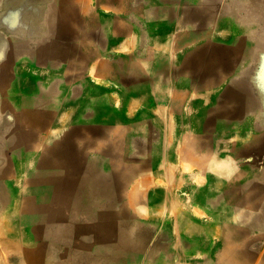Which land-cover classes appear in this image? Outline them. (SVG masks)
<instances>
[{
	"label": "rangeland",
	"instance_id": "rangeland-1",
	"mask_svg": "<svg viewBox=\"0 0 264 264\" xmlns=\"http://www.w3.org/2000/svg\"><path fill=\"white\" fill-rule=\"evenodd\" d=\"M53 1L0 0V196H3L0 200V264H29L30 255L35 250L41 251L40 255L45 263L48 261L61 262L63 252L70 256L73 254L70 253L72 251L77 253L76 242L79 240L71 231L68 232L65 239L54 240L58 229L63 228L64 225L75 226L71 215L68 222H66L67 220H52L55 231H51L47 237L43 238L32 232L34 225L29 222V215L15 216L12 214L14 213L13 209L24 202V198L31 196L29 180L39 173L37 172L38 164L48 159L49 149L53 142H55L53 144L55 147L58 145L70 147L72 154L75 155L71 158L73 162L77 163L72 164L73 174L69 175L71 180L82 177L83 172L86 171L84 165L86 160L90 164L87 166V170L93 174L108 177L106 173L110 171L114 173L113 177H116V174L123 177L116 189L114 206L116 216L112 220L115 229H112L111 239H106L112 243L104 251L106 255L111 256L112 264H127L126 262L131 256L134 264H191V261H195L196 257L202 260L201 254L192 253L186 248L189 245V237L187 235L186 237L185 234L178 236L182 242L180 245L179 240V248L173 247L174 238L168 230L159 235L148 236V233L145 234L148 227L144 215L149 199H158V193L169 188L166 195L171 198V201H177L182 210L195 214H197L196 209L201 211L204 216L199 218L200 222L211 221L220 225V221H222L221 218L212 217L218 213L217 210L213 211L210 207L202 206L198 202L199 198L206 196L204 192L206 190H199L207 184L200 169L190 173V168L184 166L181 173L166 174L165 164H163L164 172L160 175L153 174L151 169L154 157L152 156L161 151L173 153L176 149H183L189 140L195 143V148L201 149L202 146L199 145L201 142L209 141L212 136L214 140L223 136L225 147L221 152L215 153L210 149L208 153H204H211L217 157L229 150L231 158L233 156L234 162L239 164L238 159H240L241 151L254 147L255 144L260 143V140L264 141V0H165L167 8H171L173 11L181 9L183 20H188L189 13L192 11V21L197 22L199 30H207L203 37L210 40L212 34L215 36L209 42L198 43V50L204 58L205 50L209 49V43L213 42L212 60L209 54L208 59L210 60L205 63L199 59L198 73L200 75L196 85L198 87L193 89L196 84L193 80L191 89L187 87L192 91L191 95L188 94L190 101L186 102L187 108L178 114L179 117L173 119L175 127L173 138L175 140L169 143L156 142L154 141L155 137L152 138L154 132L150 130L148 132L144 126L137 127L143 118H136L138 120L132 126L137 127L136 131L150 135L149 141L144 136L136 134L134 137L140 141H111L110 137L119 128L101 126L99 133L105 140L90 143L83 140L84 132H87L86 128L72 125L83 120V116L73 114L67 119L66 111L53 108L56 102L67 101L68 97L71 100L78 97L77 93L73 94L72 91L69 93L67 83L64 86L66 93L62 94V78H55L52 81V71L45 69L47 55L40 56L42 43L45 41L53 43V39L58 37L56 35L57 23L49 16ZM137 1L139 2V0ZM143 2L144 4L135 2L134 5L154 6V0H143ZM92 4L95 5V0H92ZM137 10H139L138 7ZM140 15H142L141 12ZM135 17L137 19L134 21L138 26L143 29L149 28L145 19L139 15H135ZM218 18H220L219 22L222 23V28L215 31V21L213 20ZM219 35L223 37H219ZM176 42L177 40H175ZM60 46L49 47H52L53 52L59 56ZM172 47L174 48L173 45ZM149 48L151 49V46L144 49L149 51ZM183 49L184 47H181V50ZM51 58L50 55V65H52ZM32 59L34 62L31 61ZM211 63L221 70H215L213 74L211 72L207 75L208 77L204 76L201 69ZM54 65H57L56 62ZM62 66H67V62L65 65L59 63L56 70L61 72ZM70 82L73 81L70 79ZM236 88L240 90L241 97L256 102L255 109L231 113L229 115L231 118H229L227 112H224L223 106L225 101L230 98L232 89ZM196 90L197 94L193 93ZM211 93H213V97H211ZM111 95L116 94L111 93ZM111 95L106 94V91L103 90L100 94L101 103H108V98ZM235 105L234 100L230 99L228 107L231 112H234ZM96 108L102 109L98 115H95L96 117L101 116V118L108 119L113 116L111 117L113 120H115L114 118L119 119V122L125 120V111L119 110V115L116 117L113 110L102 106ZM91 116L94 117V115ZM67 121L71 123V126L69 130H66L65 135L67 136L64 138L65 135L62 134L61 128ZM84 121L82 122L84 123ZM258 121H261L262 124ZM254 123H257V127ZM54 132L58 134L53 142H49L48 137ZM90 132L93 131L90 130ZM150 143L154 144L153 149ZM94 144L96 147L93 148ZM213 144L211 143V145ZM106 147L111 148L113 153H116V157L106 159L102 163L98 161V158ZM52 160L55 161L54 158ZM169 160L173 162L172 159ZM130 165V168L134 169L132 173L126 168ZM143 176L147 179L148 186L141 185ZM161 180L166 183L164 181V183H160ZM133 184L136 189L133 202L127 203L128 198H132L129 197V188ZM166 184L168 187L165 186ZM208 186H212L209 181ZM75 190L71 189L70 192L73 193ZM77 211L83 213L85 209L79 208ZM44 217H41L43 220L39 219L40 225L46 224ZM180 224L185 226L187 223L182 221ZM93 233L95 236L90 238L89 242L91 243L86 246V249L98 246L95 240L100 235L98 232ZM103 233L109 234L108 229ZM128 236H131L130 241L127 239ZM147 236L148 238H146ZM156 238L164 242V249L163 246H154ZM84 242L87 243L88 240L85 239ZM129 244L137 249L128 251L126 246ZM144 246L145 249H143ZM164 250L170 252L169 257L164 255ZM50 251L55 253L54 259L48 258ZM144 251L146 253L143 254ZM176 251L180 254L177 258L174 254ZM149 253H151V259H149ZM213 262L212 256L201 261L202 264H214Z\"/></svg>",
	"mask_w": 264,
	"mask_h": 264
},
{
	"label": "crops",
	"instance_id": "crops-1",
	"mask_svg": "<svg viewBox=\"0 0 264 264\" xmlns=\"http://www.w3.org/2000/svg\"><path fill=\"white\" fill-rule=\"evenodd\" d=\"M135 2L144 4L143 0H139V2L137 0H95L94 6L92 0H54L52 5L50 4L52 8L49 11V16L55 19V23H57L56 35L58 37L53 39V43L49 41L42 43L40 56L47 55L45 69L52 71V81L55 78H62V94L66 93L64 86L67 83L69 93L72 91L73 94L77 93L76 95H78L77 98L72 100L68 97L67 101L56 102L53 108L66 111L65 117L67 119L73 114L83 116V120L72 125L86 128L87 132H84L83 140L90 143L105 140L99 133L101 126L119 128L110 137V140L115 142L124 140L128 142L140 141V139L134 137L135 134L144 136L149 141L150 135L135 130L141 126H144L148 132L149 130L154 132L152 138L155 137L154 141L156 142L161 141L163 143L166 141L165 143H169L175 140L173 138L175 130L173 119H177L178 114L187 108L186 102L190 101L188 94H192V91L188 90L187 87L191 89V81L193 80L196 83L194 90L198 87L196 86L200 75L197 65L198 43L202 44L212 40L203 37L207 30H199L197 22L192 21V11L189 13L188 20H183L181 9L177 11L174 9L173 11V9L167 8L165 0H154V6L152 7L135 6ZM137 7L139 10H137ZM140 12L142 15H140ZM135 15L145 19L149 28L143 29V27L138 26L134 21L137 19ZM175 40H177V45ZM54 45H61L59 56L53 52L52 47H49ZM209 45V51L208 49L205 50V57H200L202 63L210 60L208 54L210 58L212 57V42ZM148 46H151V49L149 48V51H146L144 48ZM181 47H184V49L181 50ZM50 55L52 65H50ZM31 61L34 62L33 59ZM55 62L56 66L54 65ZM66 62L67 66H62L61 72L56 70L59 63L65 65ZM203 69L204 67L201 71ZM70 79L73 81L72 83ZM103 90L106 91V94H116L109 96L108 103L105 104L101 103L102 98H100ZM193 93L197 94V90ZM211 97H213V93H211ZM98 106L113 110L117 115L116 117L119 115V110L125 111V120L119 122V119L116 120L117 118L113 120L111 118L113 116L108 119L101 118V116L96 117L95 115L102 111V109L96 108ZM91 115H94V117ZM136 118H143V120L134 128L132 125L138 120ZM66 126L67 129H65ZM70 126L69 121L62 125L61 132L63 135L66 134V130H69ZM90 130L93 132H90ZM66 136L63 137L66 138ZM212 140L213 136L205 143ZM259 142L254 147L240 152L239 164L234 162L233 156L231 158L229 150H227V153L217 156L229 159V164L225 169H222L224 173H227L226 179L228 180L227 185L221 186L222 192H225L226 196L229 195L228 198L231 202L238 204L231 215L225 217L224 220L222 219L223 223L226 220L227 223H231V227L238 226V229L241 230L234 238L236 248L234 252L238 258V264H264V210L261 211L262 209L259 208L260 202L264 200V162L257 157L256 151L258 149L256 148L262 144L261 140ZM54 143H51V148L55 147L53 146ZM188 143L193 146L189 150L193 148L196 158L215 159L214 154H207L210 150L209 147L203 145L198 151L195 148V143L191 140ZM57 147H62L71 152L68 146L58 145ZM94 147H96L95 144ZM108 149L111 150V148L104 149L100 158L102 156L105 160L109 159ZM189 150H187L186 143L185 148L176 149L173 153H166L167 161L165 159L163 164L167 162L171 168L169 173L174 172L176 174L181 173L184 166L190 168V173L200 169L205 178H208L206 179L207 184L199 191L213 190L215 186L210 175L190 161L188 158ZM204 150L207 153H204ZM155 154L152 157H155ZM61 158L63 161L66 160L64 156ZM100 158H98V161H100ZM169 159H172L173 162H170ZM176 160L182 162L180 167H177ZM87 162L89 164V161ZM154 162L155 159H153L152 173L155 170ZM130 167L127 166V170L130 169L131 173L134 172V169ZM65 172L66 174L72 173L71 170ZM85 172H83L84 175ZM160 173L162 172L160 171ZM86 174H89L86 177L90 182H94L95 178L101 179V175L93 174L89 170ZM153 174L160 175L157 172ZM111 176H115L114 173H111ZM76 180L66 181V183L53 182L52 186H62L67 190L82 188L79 186L81 181L76 182ZM208 181L212 186H208ZM84 185L86 187L85 181ZM134 189L133 184L129 188V197H133ZM196 191H198L197 188ZM71 200H74V198L72 197ZM130 202H133V198H128L127 203ZM222 206H227V204L222 203ZM236 210L237 212H235ZM69 216L65 213L64 217L66 218L62 220H69ZM238 221L240 222L238 223ZM212 233L214 232L209 234V244L201 250L197 248L198 241L196 237L187 235L189 245L186 248L192 253L201 254L202 260L212 256L214 264H224L219 260L222 259L223 251L221 240L216 239V236ZM101 238L105 239L103 241L104 245H100L102 247L97 246L86 249V247L77 246V253L72 251L70 252L73 253L71 256L66 254L65 263L68 257L71 258L74 255L71 259L79 264H112L111 256L104 253L109 248V244L112 243V241L106 240L111 239V236L105 235ZM179 240L181 241L180 238ZM179 246L176 247L179 248ZM131 249L135 248L127 250L130 251ZM144 253L146 252L144 251ZM174 254L177 258L179 252L176 251ZM84 255L92 257L93 261L85 262ZM150 255L151 253H149V258ZM202 260L196 257L195 261H191V264H202ZM133 261L131 256L126 263L134 264Z\"/></svg>",
	"mask_w": 264,
	"mask_h": 264
},
{
	"label": "bare ground",
	"instance_id": "bare-ground-1",
	"mask_svg": "<svg viewBox=\"0 0 264 264\" xmlns=\"http://www.w3.org/2000/svg\"><path fill=\"white\" fill-rule=\"evenodd\" d=\"M212 19H215V18H212ZM219 19L220 18H218L217 20H213V21H215V31L217 29L222 28V23L219 22L220 21ZM211 28H212V26H211ZM221 35H219V37H223ZM213 37H215V36H213V34H212V37H210V40L213 39ZM215 52H217V51H215ZM200 54H202V53H200V50H198L197 65L199 63L200 57H202ZM242 60H243V58H242ZM216 67H218V66L213 65V63H211L210 65L206 64L204 66V69H203V75L205 76V74H206V76H207L211 72L213 74V71H215V70H221V68H216ZM239 91L240 90L237 88L235 90L232 89V94H231L230 98L225 101V105L223 106L225 111L224 110L223 111L227 112L226 114L228 117L231 113H240L242 110L247 111L250 109H255V103L256 102L253 100H249L246 97H241L239 94ZM230 99L234 100V103H236V105L234 106V112H231V109L228 107V104L230 103ZM223 108H221V109H223ZM229 118H231V117H229ZM259 120H261V119H259ZM258 122L260 124H262L261 121H258ZM254 125L257 127V123H254ZM57 134H58L57 132H54L52 135H49L48 141L53 142V140ZM224 141H225V138L223 136H219V139H217V140L213 139L212 141H210L208 143L201 142L199 145H201V146L204 145V147H209L215 153H219L225 147ZM211 143H214V144L211 145ZM150 145L153 149L154 144L152 145L150 143ZM0 146H1V143H0ZM10 146L11 145H9V147ZM191 147H193V146H191V143H187V150H189ZM106 148H109V147H106ZM256 149H258V151H256L258 159L261 160L262 162H264V141H262L261 146L257 147ZM15 151L17 152V149ZM115 154L113 153L112 149L111 150L108 149L109 159L115 158L116 157ZM62 156H64L66 158V160L63 161V159L61 158ZM72 157H73V154L71 152H69L68 150L63 149L62 147L56 146L54 148H50L48 159H46V160H44L38 164V171L37 172H39V173L36 174L37 176L35 175V176L31 177L29 180V182L31 183V187H29V190H31V196L24 198L23 199L24 202H21L18 206H16L13 209L14 213H12V214L15 216H17V215L18 216L29 215L30 216L29 222L33 223V225H34L32 227V232L35 235H39V236L44 238V237H47V235H49V233L51 231H55L53 228L52 220L57 219V220L61 221L64 218L65 213H67L68 215H71V219L73 221H75L74 222L75 226L69 227L68 225H64L63 228L58 229V231L56 232V235H55L56 237L54 238V240L55 239L58 240L60 238L65 239V237H67L68 232L71 231L74 234L75 238H77V240H79L76 242L77 246L82 245V247H86L88 244L91 243V242H89L90 238H93L95 236V234L93 232H95V233L98 232V235H100V237L97 236L95 242L98 244L99 247H102L100 245H104L103 241H105L104 239L101 238V236L102 237L105 236V234L103 232H107V229H108V232L111 234L112 229L113 230L115 229V227H113L114 225H112V222H113L112 220L116 216V213L114 211L115 196L117 193L116 189H118V187H119L118 184L121 182V179L123 177H121V175H117V178L116 177L114 178L113 176H111V173L109 171L106 173L109 178L107 176L104 177L103 175H101V179L95 178L94 182H90L87 178L89 176V174H86V172L88 171L87 166H89L90 164H88V162L86 161L87 163L85 164V168H86L85 175L83 174L80 179L78 178L76 180V182L81 181L79 183V186H81L82 188L76 189L75 192L72 193V192H70V190H71L70 188H69L70 190H67L66 188H63L62 186L53 187L52 186L53 182L54 183H60V182L66 183V181L67 182L71 181L72 178L71 179L69 178L70 174H66L65 171L72 170L73 169L72 164H77V163L72 161V159H71ZM52 158H54L56 162L53 161ZM188 158L190 159V161H192V163L194 165L199 166V168H201L205 173L210 175L211 180L215 186L213 188V190H211V192L210 191L205 192V194H206L205 197H201L198 199V202H200L199 204H201L202 206H206V207L208 206L211 209H213V211L217 210L218 213L214 214V218H217V219L221 218L224 220V218L231 215L232 212L234 211L235 207L238 206V204H236L235 202H233V201L231 202L230 198H228L229 195L226 196V193L222 192V189H221L222 185H224V184L227 185V183H228V180L226 179L227 173H224L222 171V169H225V167L229 164V159L227 157L223 158L222 156L221 157H215V159H212V158H209V159L201 158V159H199V158H196V156L193 152V148L188 151ZM154 159H155V162H154L155 163V170L153 173L157 172L158 174H160V171L164 172L162 166H163L165 159L167 160L166 152L164 153V151H161L160 153H158L157 156L155 155ZM178 159H179V157H178ZM100 161L103 163V161H105V159L101 156ZM176 163H177V167L181 166V163L179 161L176 160ZM166 164H167V162L165 163V171L167 174L171 171V168L168 164L167 165ZM128 170H130V169H128ZM247 172H248V170H247ZM134 175H135V173H134ZM84 176H85V178H84ZM84 181H85L86 187L84 185ZM163 181L164 180H161L160 183ZM141 185H143V186L147 185L148 186V182H147L146 178H143L141 180ZM135 190L136 189H134V191ZM169 190H170V188L167 189L166 191L161 190L158 193V196H159L158 199H149L148 206L145 208V215H144V218L146 220L147 227H148V230H145V234L148 233V236L152 235V234H158L159 235V234H163L164 231L168 230V232L171 233L173 238H174V240L172 242V244L174 243V245H173L174 248L176 246H179V244H178L179 234L189 235V237L190 236L196 237V240L198 241L197 248L199 250H201L204 248V246H207L209 244V242H210L209 234L211 232H214L212 234H214L216 236V239L219 238V240H221L220 243H221L222 250H223L222 251V259L220 258L219 260L224 264H238L239 261L235 255V252H234V250L236 249L235 243H234V238L236 237L235 235H237L241 231L240 228L238 229V226L237 227H234V226L231 227V225H230L231 223L230 224H229V222L227 223L226 220L224 223L222 221H220V225L217 222L212 223L211 221L200 222L199 218L204 216L201 213V211L196 209L197 214H195L194 212H190V211L186 212L185 210H182L181 206H179L177 201H175V200L171 201V198H169L166 195ZM134 191L132 193L133 195L135 194ZM66 196H67V198H66ZM2 197L0 196V200H2ZM72 197L74 198V200H71ZM173 199H175V198H173ZM222 203L227 204V206L223 207ZM79 208H83V209H85V211H83V213H80L82 211H80V212L77 211V209H79ZM259 208L262 209V211L264 210L263 209L264 208V200L260 202ZM235 212H237V210ZM212 215H213V213H212ZM43 216H45L44 218H45L46 224L40 225L39 219L43 220V218H41ZM237 217L239 218L240 216H237ZM182 221H184L187 224H185V226H182L180 224ZM66 222H68V220ZM239 222L240 221H238V223ZM241 224H243V223L241 222ZM58 233H60V234H58ZM106 234L110 236V234H108V233H106ZM148 236L146 238H148ZM85 239L88 240L87 243L84 242ZM127 239H128V241H130L131 236H128ZM153 244L155 247H162L163 246V249L165 248L164 242L159 238L158 239L156 238ZM180 244H181V241H180ZM48 247H50V246H48ZM126 247L128 249L129 248L137 249V247H135V246L132 247V245H130V244ZM79 248H81V247H79ZM145 248L146 247L144 246L143 249H145ZM92 251H94V250H92ZM40 252H41L40 250H35L33 252V254L30 255V258L28 260L29 264H79V263H76V261L74 259H71L72 257L71 258L68 257L67 262L65 263L66 253H64V252L62 254L63 260L61 262L58 263V262H54V261H52V262L48 261L45 263L44 261H42V257L40 255L41 254ZM169 254H170V252L164 250V255L169 257ZM84 257H85V262L93 261L92 257L85 256V255H84ZM48 258L54 259L55 253L50 251ZM151 258L152 257L150 255L149 259H151Z\"/></svg>",
	"mask_w": 264,
	"mask_h": 264
}]
</instances>
